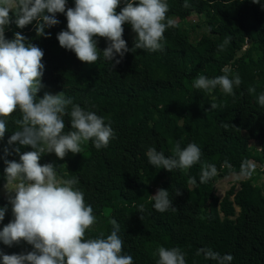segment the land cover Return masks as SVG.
Segmentation results:
<instances>
[{
	"label": "trees",
	"instance_id": "16d2710c",
	"mask_svg": "<svg viewBox=\"0 0 264 264\" xmlns=\"http://www.w3.org/2000/svg\"><path fill=\"white\" fill-rule=\"evenodd\" d=\"M188 2L191 7L186 9L184 0H167V16L182 21L196 15L199 22L192 24V29L199 30L198 38L192 40L177 23L164 33L163 52L136 49L113 61L105 60L101 52L94 64L81 62L74 52L59 45L56 34L67 28L63 13L56 14L58 24L45 28L51 33L47 38L36 35L35 21L23 29L12 23L5 30L6 38L21 32L43 50L44 88L54 94L63 91L75 104L104 116L115 132L107 148L97 150L89 140L82 144V153L68 152L63 160L54 152L44 153L39 163H53L61 178H78L76 187L96 216V225L87 230L86 238L106 237L112 231L109 220L116 219L124 241L123 253L131 255L134 264H157L159 246L179 247L186 254V264H217L206 259L202 251L197 254L198 249L205 248L231 254V264H264V188L253 176L231 185L221 197L215 187L220 179L239 174L242 162L254 156L244 129L258 144L259 154L255 155L264 165V107L257 102L264 92V0L261 4L251 0ZM73 6L74 0H67V7ZM123 6L121 0L116 12ZM123 28L122 38L132 48L136 33L130 24ZM229 36L231 42L224 51H218L217 45ZM95 39L98 49L106 47L105 38ZM226 66L242 80L234 88V96L219 87L211 93L193 87L198 75L213 78L222 75ZM249 87L255 92L250 94ZM37 95L42 97L43 93ZM213 102L218 105L216 109H211ZM20 118L18 110L7 118L0 157L9 147L11 154L4 158L19 160L12 151L19 145L8 146L7 140L18 130L14 121ZM64 120L68 132L70 116ZM177 142L182 148L196 143L203 153L200 162L171 172L148 163L150 147L166 157L174 156ZM19 147L21 153L32 150L30 146ZM225 161L228 166H224ZM206 164L215 165L218 174L201 183L199 177ZM4 168L0 158V187L6 184ZM192 178L197 181L195 185L190 183ZM158 188L168 189L176 211L161 213L153 208L150 195ZM177 189L180 195L175 194ZM6 204L7 198L0 196V207ZM141 204L145 209L142 213L137 211ZM11 219L8 205L0 229ZM31 249L25 241L11 247L0 241V251L5 254Z\"/></svg>",
	"mask_w": 264,
	"mask_h": 264
},
{
	"label": "clouds",
	"instance_id": "9594fccd",
	"mask_svg": "<svg viewBox=\"0 0 264 264\" xmlns=\"http://www.w3.org/2000/svg\"><path fill=\"white\" fill-rule=\"evenodd\" d=\"M251 2L261 4V0ZM120 3L121 0H74V6L67 7V0H0V139L8 130L7 118L18 110L21 118L14 121L18 130L8 138L7 145L32 149L21 153L19 146L12 147L19 155L17 161L4 158L11 154L9 147H5L4 157H0L5 164L7 190V204L0 207V221L8 205L13 217L0 229V241L9 247L21 241L32 246L30 251L21 253L0 251V264H134L133 257L123 253L124 241L116 219L109 220L112 231L106 237L101 234L86 238L87 230L96 223V216L93 207L85 203L83 192L76 187L78 178L58 177L53 163H39L44 153L54 152L61 160L68 152L82 153V144L89 140L97 150L107 148L115 138L111 121L106 123L104 116L75 104L73 97L63 91L45 92L38 97L44 87L43 50L21 32L13 33L12 39L5 36L10 24L23 29L35 21L36 35L50 37L51 33L45 32V28L58 24L56 14L63 13L67 28L58 32L56 38L62 48L74 52L81 62L94 64L101 52L107 61L117 56L122 59L136 49L163 52L166 29L178 26L176 20L167 16V0H138L136 3L124 0V6L117 13ZM183 7H191L188 0H184ZM261 7L264 8V4ZM126 23L136 33L132 48L122 38ZM96 37L105 38L104 49H98ZM230 42L231 37H226L217 45L218 51H224ZM115 63H120V59H115ZM222 72L213 78L198 75L193 87L208 93L219 87L223 93L234 96V88L242 83L241 77L227 66ZM248 92L254 93L255 88L249 87ZM257 102L264 107V92L259 94ZM217 107L215 102L211 103V109ZM65 116H70L68 132H65ZM173 152L174 156L166 157L164 152L150 147L146 153L148 163L171 172L191 168L200 162L203 154L196 143L182 148L177 142ZM224 166H228L227 161ZM257 167L255 162L244 160L238 179H250ZM217 174L215 165L206 164L199 180L207 183ZM190 183L195 185L197 181L192 178ZM175 194L180 195V189L175 190ZM150 200L158 212L176 211L168 189L158 188L150 195ZM137 211L144 212V206L139 205ZM201 251L206 259L215 260L217 264H231L234 259L231 254L221 255L210 248L198 249L197 254ZM156 254L157 264H186V254L179 247L159 246Z\"/></svg>",
	"mask_w": 264,
	"mask_h": 264
},
{
	"label": "rangeland",
	"instance_id": "374dc122",
	"mask_svg": "<svg viewBox=\"0 0 264 264\" xmlns=\"http://www.w3.org/2000/svg\"><path fill=\"white\" fill-rule=\"evenodd\" d=\"M10 15H12L11 12H10ZM173 19L176 20V22L179 24L181 29H183L184 31H186L190 35V38L192 40L196 37L198 38L199 30L192 29V24L199 22L198 21L199 19L196 15H192L189 18H187L186 20H182V21L178 20L177 18H173ZM10 28H11V24L5 30L10 29ZM39 92L43 93V94L45 92L54 94V92H52L51 90L44 88V87L41 88ZM243 133H244V136L246 138H248V140H249L250 151L252 152V154H254V156L250 157V161L255 162L258 165L256 172L253 175V177L255 178V183L264 188V172H263L264 165L261 164V157L259 155H255V154H259V153H257V151L259 149L258 144L249 138V133H248L247 129H244ZM238 176H239V174H231V175H229L223 179H220L215 185L217 195L219 197H221L224 194V192L231 185L237 186L239 181L244 179V178L238 179ZM0 196L7 198V190L5 189L4 186L0 187ZM95 225H96V223L93 226H95Z\"/></svg>",
	"mask_w": 264,
	"mask_h": 264
}]
</instances>
